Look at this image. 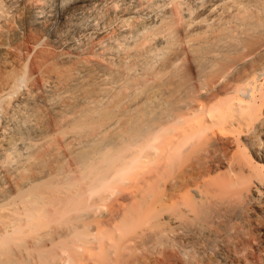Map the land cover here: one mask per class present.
Returning <instances> with one entry per match:
<instances>
[{"label":"bare ground","instance_id":"obj_1","mask_svg":"<svg viewBox=\"0 0 264 264\" xmlns=\"http://www.w3.org/2000/svg\"><path fill=\"white\" fill-rule=\"evenodd\" d=\"M0 264H264V0H0Z\"/></svg>","mask_w":264,"mask_h":264},{"label":"rangeland","instance_id":"obj_2","mask_svg":"<svg viewBox=\"0 0 264 264\" xmlns=\"http://www.w3.org/2000/svg\"><path fill=\"white\" fill-rule=\"evenodd\" d=\"M84 38H85V37L83 36V37H81V38H79V39H84ZM85 39H86V38H85ZM85 39H84V40H85Z\"/></svg>","mask_w":264,"mask_h":264}]
</instances>
